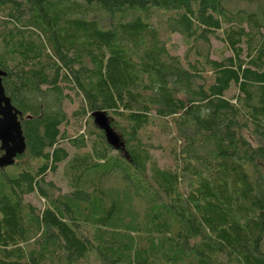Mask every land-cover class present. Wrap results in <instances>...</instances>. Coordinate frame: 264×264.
Wrapping results in <instances>:
<instances>
[{"label":"trees","instance_id":"trees-1","mask_svg":"<svg viewBox=\"0 0 264 264\" xmlns=\"http://www.w3.org/2000/svg\"><path fill=\"white\" fill-rule=\"evenodd\" d=\"M0 68L27 145L0 168V264H264V0H0Z\"/></svg>","mask_w":264,"mask_h":264},{"label":"rangeland","instance_id":"rangeland-1","mask_svg":"<svg viewBox=\"0 0 264 264\" xmlns=\"http://www.w3.org/2000/svg\"><path fill=\"white\" fill-rule=\"evenodd\" d=\"M172 49L174 50V54L183 56L186 50V45L184 43V41L179 37V36H174L172 38ZM213 48L218 51V50H222L223 46L220 42H218L217 40H213ZM220 53L219 51L214 55V57H217V54ZM227 55H229V53H227ZM15 75H17L16 73H14ZM238 95L237 90H232L228 97H232V96H236ZM235 103V101H233ZM77 105L74 106H68L67 107V111L69 114H71L75 109H76ZM89 118L86 117L84 120H82L81 124H76L74 121L70 122V125L68 127L67 134L71 137V138H76L79 137L81 135H86L88 137V131H90L92 133V130H90V125H89ZM153 129H156L153 127ZM65 131V130H63ZM155 156L157 158H159L160 163L162 166L166 165L169 163V157H166L164 154L161 153V151H156L154 152ZM97 175V174H96ZM95 175V176H96ZM121 178H114L111 181L106 180L105 184L107 185V191H111L113 192V194H115L116 198L119 200L121 199V202H125L131 204L133 202V197L136 196L131 190H128L127 185H125L122 180H120ZM48 181H51L53 183H55V185L57 186V188L59 190H61L62 193H69L70 192V186L68 184V180H67V176H66V166L63 164L60 168V170L58 171V173L56 175H49L48 177ZM96 182H98V179H95ZM116 191H115V189ZM122 193H124V197L122 198ZM25 201L27 204H30L34 207H36V209H41L43 210L46 206H47V202L46 200H44L43 198H41L38 194H32L29 196L25 197ZM137 209L136 213H138L139 215V220H141L144 216V214L146 213V208L144 207H138L135 208ZM143 213V216H141V214ZM122 214V213H121ZM123 214L125 215H129V212L126 213L125 209L123 208ZM137 218L134 219V221H139ZM124 221H126L127 223L129 221H131V219L129 217H125ZM32 245L34 243V241L30 242Z\"/></svg>","mask_w":264,"mask_h":264},{"label":"water","instance_id":"water-1","mask_svg":"<svg viewBox=\"0 0 264 264\" xmlns=\"http://www.w3.org/2000/svg\"><path fill=\"white\" fill-rule=\"evenodd\" d=\"M8 73L0 68V168H7L15 164L17 157L22 156L27 149L20 118L22 113L12 104L6 95L3 79ZM95 124L105 132L108 143L116 149L121 148L119 135L111 128L110 119L106 113L93 114Z\"/></svg>","mask_w":264,"mask_h":264}]
</instances>
